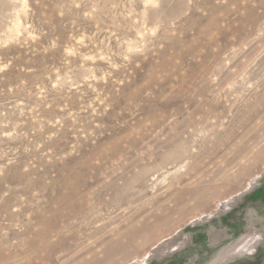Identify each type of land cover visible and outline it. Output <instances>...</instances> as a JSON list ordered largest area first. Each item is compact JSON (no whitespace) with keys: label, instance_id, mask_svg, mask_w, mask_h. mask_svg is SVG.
Segmentation results:
<instances>
[{"label":"rangeland","instance_id":"obj_1","mask_svg":"<svg viewBox=\"0 0 264 264\" xmlns=\"http://www.w3.org/2000/svg\"><path fill=\"white\" fill-rule=\"evenodd\" d=\"M0 264H264V0H0Z\"/></svg>","mask_w":264,"mask_h":264},{"label":"bare ground","instance_id":"obj_2","mask_svg":"<svg viewBox=\"0 0 264 264\" xmlns=\"http://www.w3.org/2000/svg\"><path fill=\"white\" fill-rule=\"evenodd\" d=\"M68 190V189H67ZM117 191V190H116ZM138 191V190H137ZM104 192V191H103ZM126 193V192H125ZM106 195V194H105ZM118 196V195H117ZM208 197V196H207ZM81 199V198H80ZM85 200V199H84ZM120 202V201H119ZM60 205H58V207H59ZM68 211V210H67ZM71 215V214H70ZM50 217V216H49ZM52 217V216H51ZM63 218V217H62ZM87 218V217H86ZM77 219H79V218H77ZM43 232V231H42ZM104 236V235H103Z\"/></svg>","mask_w":264,"mask_h":264}]
</instances>
